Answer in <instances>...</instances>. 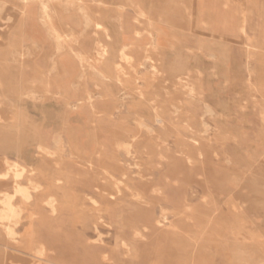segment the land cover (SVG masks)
Wrapping results in <instances>:
<instances>
[{
    "label": "rangeland",
    "instance_id": "rangeland-1",
    "mask_svg": "<svg viewBox=\"0 0 264 264\" xmlns=\"http://www.w3.org/2000/svg\"><path fill=\"white\" fill-rule=\"evenodd\" d=\"M103 1L107 18L98 20L93 2L94 13L74 47L97 56V66L107 76L84 67V75L77 77L81 67L75 57L68 48L57 56L56 40L47 31L45 38H33L42 50L20 57L12 50L23 39L22 26L12 39L0 35L2 81L22 83L25 90L8 99L6 110L24 114L23 128L33 136L20 152H0V170L5 158L38 162L37 140L53 153L49 159L59 160L62 154L77 169L63 130L70 125L83 134L89 121L105 144L113 130L122 139L136 133L140 152L132 158L119 148L128 175L118 189L104 187L103 194L113 191L109 207L102 194L76 183L77 200L62 204L48 230L38 229L30 218L34 205L24 206L15 240L0 225V258L10 256L18 264H264V0ZM68 10L77 11L76 6ZM35 75L41 79L33 86ZM45 82L49 96L42 89ZM87 91L93 94L92 104L76 103ZM3 127L8 130L7 123ZM142 138L148 141L146 150ZM135 163L151 170L146 182L139 180ZM59 178L62 197L70 186ZM49 185L55 184L43 183L45 197ZM5 190H11L10 184L0 183V193ZM14 203L21 206L18 198ZM28 231L38 232L31 250L23 242Z\"/></svg>",
    "mask_w": 264,
    "mask_h": 264
},
{
    "label": "bare ground",
    "instance_id": "bare-ground-1",
    "mask_svg": "<svg viewBox=\"0 0 264 264\" xmlns=\"http://www.w3.org/2000/svg\"><path fill=\"white\" fill-rule=\"evenodd\" d=\"M25 5L29 1H34L39 3V14L38 18L41 20L44 25L45 31L52 35L56 40V54L60 56L63 48H68L70 54L75 57L77 63L80 65L81 70L79 71L77 77H81L84 75V67L88 69H92L93 73L99 74L101 76H107L106 73L100 71L97 66V56L91 55L89 52L80 51L75 49V44L78 42L79 36L83 33V27L87 25L89 22V13H94L91 9L92 3H97V13L96 16L98 20L103 21L107 17L103 14V7L101 4H105L103 0H20ZM160 2V1H159ZM5 3V2H4ZM155 5V4H154ZM157 5V4H156ZM29 6V5H28ZM71 6H76V10L69 11ZM159 6V5H158ZM157 6V8H159ZM162 6V4H160ZM35 7V6H34ZM28 9L27 7H15L13 10L14 13H24V9ZM139 8V7H138ZM35 12V11H34ZM68 12V14L64 17L63 13ZM28 13V12H27ZM30 13V12H29ZM145 13V12H144ZM77 14H81L82 19L76 20ZM26 15V13H25ZM29 15V14H28ZM35 15V14H34ZM145 16V15H144ZM10 16H4L1 21V26L5 28V26H11V21L8 20ZM25 17V16H24ZM23 17V18H24ZM36 17V16H35ZM146 17V16H145ZM186 18V17H185ZM65 19V20H64ZM30 20V19H29ZM33 20V19H32ZM91 20V19H90ZM93 21V20H92ZM107 21V20H106ZM108 22V21H107ZM95 23V22H94ZM35 24V23H34ZM96 24V23H95ZM143 25V24H142ZM40 26V24H39ZM42 26V25H41ZM98 26V25H97ZM9 28V27H7ZM112 28V27H111ZM107 31V30H106ZM36 34V33H35ZM98 35V34H97ZM112 35V34H110ZM105 36V35H104ZM34 37V36H33ZM36 37V36H35ZM108 37V36H107ZM37 38V37H36ZM40 39V37H38ZM101 38V36H100ZM104 39V37H103ZM11 41V40H10ZM19 41V40H18ZM20 45L13 47L12 55L14 56H25L32 55L35 52L42 50L41 43L39 40L33 38H24L20 40ZM104 41V40H103ZM109 41V40H108ZM29 44H28V43ZM8 43V42H7ZM26 43V44H25ZM107 43V42H106ZM105 43V44H106ZM109 44V43H108ZM213 45V44H212ZM102 47V46H101ZM103 49V48H102ZM123 50V49H121ZM95 51V50H94ZM120 51V50H119ZM124 51V50H123ZM111 52V51H110ZM142 52V51H141ZM146 52V51H145ZM107 53V52H106ZM136 52H134L135 55ZM138 53V52H137ZM123 54V53H122ZM121 56V55H120ZM126 57V56H124ZM137 57V55H136ZM58 58V57H57ZM59 59V58H58ZM56 59L55 66L59 65V61ZM154 59V58H153ZM147 60V59H146ZM1 61V59H0ZM122 61V60H121ZM145 61V60H141ZM167 61V60H166ZM126 62V60H125ZM135 62V61H134ZM140 62V61H139ZM151 62V61H150ZM154 62V61H153ZM127 64V63H126ZM135 65V63H133ZM144 64V63H141ZM113 66V65H112ZM103 67V66H102ZM107 67V66H106ZM114 67V66H113ZM118 67V66H117ZM131 67V66H130ZM155 67V66H154ZM158 67V66H156ZM121 68V67H120ZM29 69V68H28ZM105 69V68H104ZM109 69V68H108ZM112 71V70H111ZM217 71V70H216ZM115 74L118 75V72L114 71ZM41 73V72H40ZM44 73V72H43ZM112 73V72H111ZM152 74V73H151ZM209 74V73H208ZM42 75V74H41ZM46 75V74H45ZM111 75V74H110ZM125 75V74H124ZM172 76V75H171ZM206 76V75H205ZM35 78L30 83L31 85L37 84L38 75L34 76ZM42 77V76H41ZM48 77V76H47ZM116 77V76H115ZM118 77V76H117ZM116 77V78H117ZM104 78V77H103ZM109 78V77H108ZM41 79V78H39ZM43 79V78H42ZM80 79V78H79ZM115 79V78H114ZM113 80V79H112ZM80 81V80H79ZM118 81V79H117ZM41 82V81H40ZM43 86V92L45 95L51 93L49 83H41ZM123 84V83H122ZM22 83H11L4 84L1 78L0 73V152L5 155V153L13 149L15 151H21L25 146H27L32 140L33 136L29 134L23 128V115L17 114L15 116L9 114L7 112V101L8 99H15L18 94H24L25 90L21 88ZM99 87V86H98ZM140 87V86H139ZM35 88V87H34ZM37 88V87H36ZM95 88V87H94ZM137 88V87H136ZM144 89V88H143ZM104 90V89H101ZM33 91V90H32ZM36 91V90H35ZM40 91V90H39ZM57 91V90H55ZM54 91V92H55ZM99 91V90H98ZM133 91V90H132ZM42 92V93H43ZM27 93V92H26ZM36 93V92H34ZM189 93V92H188ZM197 93V92H196ZM28 94V93H27ZM77 94V93H76ZM37 95V94H36ZM79 95V94H78ZM22 96V95H20ZM49 96V95H48ZM102 98L107 99L108 97L102 92ZM174 96V95H173ZM25 97V96H24ZM29 97V96H26ZM140 97V96H139ZM32 98V96H31ZM34 99V98H33ZM42 99V98H41ZM93 94L89 91L83 94V97L79 100H76V103L89 102L92 104ZM242 99V98H241ZM95 101V100H94ZM84 102V103H85ZM20 104V103H19ZM75 105V104H74ZM24 106V105H23ZM94 106V105H93ZM107 106V105H106ZM113 106V105H112ZM158 106V105H157ZM209 106V105H208ZM40 107V106H38ZM42 107V106H41ZM92 107V106H91ZM115 107V106H114ZM113 107V109H114ZM155 107V106H154ZM20 108V106H19ZM26 108V107H25ZM102 108V107H101ZM118 108V107H117ZM158 108V107H157ZM39 109V108H38ZM20 110V109H19ZM96 110V109H95ZM109 110V109H108ZM112 110V109H111ZM209 110V109H208ZM119 111V110H118ZM22 112V110H21ZM115 112V111H114ZM211 112V111H210ZM18 113V112H17ZM84 113V112H83ZM105 113V112H104ZM158 112H154L156 118H158ZM214 113V112H213ZM75 114V113H74ZM40 115V114H39ZM43 115V114H42ZM71 115V114H70ZM120 115V114H119ZM47 116V115H46ZM106 116V115H105ZM109 116V115H108ZM122 116V115H121ZM49 117V116H48ZM95 117V116H94ZM125 117V116H124ZM58 118V117H57ZM69 118V117H68ZM100 118V116H99ZM113 118V117H112ZM126 118V117H125ZM95 119V118H94ZM97 119V118H96ZM138 125L142 129L143 119L142 116H138ZM136 119V120H137ZM40 120V119H39ZM92 120V119H91ZM37 121V120H36ZM155 121V120H154ZM161 121V120H160ZM158 121V122H160ZM171 121V120H170ZM7 123L8 130H4L3 123ZM42 122V121H41ZM28 123V122H27ZM38 123V122H37ZM126 123V122H125ZM164 123V122H163ZM162 123V124H163ZM53 124V123H52ZM137 124V123H136ZM145 124V123H144ZM43 125V124H42ZM66 125V124H65ZM64 125V126H65ZM88 129L83 134H80L79 131L75 128H72L68 125L63 131L66 134L68 140L69 147V159L73 161L75 165L79 169L71 167L70 164H67L66 159L62 157V154H59L61 158L59 160H51L49 159L53 153H50L45 144L41 140H37L35 142V147L38 154H42L41 159L36 163H17V162H9L8 159H4L3 167L0 170V183L10 184L11 190H5L0 193V225L2 226L4 233L7 234L8 238L16 239L15 236L18 230L19 218L20 215L26 205H34V212L30 214V218L34 219L38 225V229L41 227L44 229L50 230L52 228V219H54V213H58L61 209L62 204L74 202L78 198V194L74 191V186L76 183H83V186L89 187L93 189L94 193L102 194L104 196V200L106 201V206L109 207V201L113 195L112 192H105L104 187L106 185L111 186L113 188H119V183H121L124 178H127V171L125 172L122 161L118 157V150L122 148L126 152V156L132 155V158H136L138 153L140 152L138 147H135L136 142L140 140V136L136 133H131L125 135L122 139L120 138V133H117L116 130L111 132L110 142L104 143L99 138V129L93 125L92 121L87 123ZM107 125V124H106ZM119 125V124H118ZM26 126V125H25ZM50 126V125H49ZM39 127V126H38ZM37 127V129H38ZM41 127V126H40ZM122 128V126H120ZM126 128V127H125ZM139 128V129H140ZM166 128V127H165ZM164 128V129H165ZM36 129V130H37ZM42 129V128H41ZM86 129V128H85ZM109 129V128H108ZM119 129V128H118ZM147 129V128H146ZM166 130V129H165ZM121 131V130H120ZM128 131V130H127ZM139 131V130H138ZM149 131V130H148ZM167 131V130H166ZM125 132V131H124ZM133 132V131H132ZM148 133V132H147ZM122 134V133H121ZM142 134V133H141ZM59 135V134H58ZM83 136V139L80 137ZM149 135V134H148ZM146 136V135H145ZM101 137V136H100ZM144 137V136H142ZM149 137V136H148ZM147 138V137H146ZM143 139V138H142ZM141 139V140H142ZM236 139V138H235ZM61 140V139H60ZM59 140V141H60ZM33 141V140H32ZM58 141V142H59ZM83 141V145H80V142ZM109 141V140H108ZM60 143V142H59ZM154 143V142H153ZM62 144V143H61ZM174 144V143H173ZM31 145V144H30ZM63 145V144H62ZM148 141L143 139V150L147 148ZM60 146V145H59ZM82 147V151L79 152L77 147ZM155 146V145H153ZM150 147V146H149ZM56 149V148H55ZM60 149V148H58ZM62 149V148H61ZM149 149V148H148ZM54 150V149H53ZM146 150V149H145ZM153 150V149H152ZM11 151V150H10ZM32 151V150H30ZM156 151V150H155ZM23 152V151H22ZM54 152V151H51ZM64 152V151H63ZM62 152V153H63ZM143 152V151H142ZM28 153V151H27ZM30 153V152H29ZM28 153V155H29ZM156 153V152H155ZM19 154V153H18ZM17 154V155H18ZM44 154V156H43ZM20 155V154H19ZM146 155V154H145ZM151 155L154 154L151 152ZM196 155V154H195ZM6 156V155H5ZM26 156V154L24 155ZM157 156V154L155 155ZM4 157V156H2ZM158 157V156H157ZM39 158V157H37ZM146 158V157H145ZM27 159V158H26ZM167 159V158H166ZM202 159V158H201ZM256 159V158H255ZM29 160V159H28ZM68 160V159H67ZM32 161V160H31ZM69 161V160H68ZM147 161V160H146ZM151 161V160H150ZM21 162V161H20ZM193 162V161H192ZM2 164V163H1ZM137 167L138 163H135ZM141 166V165H140ZM139 166L137 173L139 174V180L146 182L149 177L150 169H141ZM154 166V165H153ZM172 166V165H171ZM254 166V165H253ZM1 168V166H0ZM208 168V167H207ZM248 168V167H247ZM211 174V173H210ZM59 176H63L64 179L67 180L70 188L69 191L66 192L62 197L59 196V189L61 188V179ZM148 176V177H147ZM210 176V175H209ZM165 177V176H163ZM166 179V178H165ZM134 180V179H133ZM210 180V179H209ZM212 180V179H211ZM47 182L48 184H55L54 186H47L49 189V194L45 197L43 196V191L45 188L43 187V183ZM137 182H139L137 180ZM142 183V182H141ZM140 183V184H141ZM122 185V184H121ZM124 185V184H123ZM183 186V185H182ZM81 187V186H80ZM184 187V186H183ZM77 188V187H75ZM137 188V187H136ZM112 189V188H111ZM128 189V188H127ZM130 189V188H129ZM109 190V189H108ZM138 190V189H137ZM48 191V190H47ZM118 191V190H117ZM131 191V190H130ZM134 192V191H133ZM34 193V195H33ZM138 193V192H137ZM145 193V192H144ZM81 194V193H80ZM117 194V193H116ZM135 194V193H134ZM133 194V195H134ZM34 196L37 198L35 201ZM87 196V195H86ZM141 196V195H140ZM90 197V196H88ZM146 197V196H145ZM18 198L20 200L21 206L15 205V200ZM132 198V197H131ZM136 197L135 199H137ZM142 198V197H141ZM90 200L97 204L98 202L90 197ZM139 200V198H138ZM102 201V200H101ZM137 201V200H136ZM141 201V200H140ZM139 201V202H140ZM145 201V200H144ZM257 200H255L256 202ZM261 201V200H260ZM257 201V202H260ZM141 203V202H140ZM254 203V201H253ZM145 204V203H144ZM155 204V203H154ZM242 204V203H241ZM205 205V204H204ZM253 205V204H252ZM251 205V206H252ZM200 206V205H199ZM203 206V204H202ZM137 207V206H136ZM143 207V206H142ZM200 208V207H199ZM41 209V210H40ZM139 209V208H138ZM164 209V208H163ZM253 210L255 208H252ZM264 209V208H263ZM201 210V209H200ZM235 210V209H234ZM44 211V212H42ZM136 212V211H135ZM180 212V211H179ZM261 212V211H260ZM61 213V212H60ZM139 213V212H138ZM141 213V212H140ZM205 213V212H204ZM209 213V212H208ZM264 213V212H262ZM206 215V213H205ZM208 215V214H207ZM206 215V216H207ZM165 216V215H164ZM183 216V215H182ZM204 216V215H203ZM213 216V215H212ZM101 215H97V218H101ZM211 217V216H210ZM216 217V216H215ZM180 218V216H179ZM178 218V219H179ZM187 218L184 216V219ZM103 219V218H102ZM213 219V218H212ZM211 219V221H212ZM79 218L75 217V223L79 222ZM192 220V219H191ZM194 220V219H193ZM206 220V219H205ZM156 221V220H155ZM167 221V220H166ZM195 221V220H194ZM165 222V221H164ZM186 222V221H185ZM206 222V221H205ZM212 221L211 223H213ZM102 223V222H101ZM105 223V222H104ZM110 223V222H109ZM127 223V222H126ZM131 223V222H130ZM132 223L133 220H132ZM192 223V222H191ZM198 223H201L198 221ZM106 224V223H105ZM135 224V223H134ZM157 223H155L156 225ZM183 224V223H182ZM197 224V223H196ZM203 224V223H202ZM111 225V224H110ZM192 225V224H191ZM205 225V224H204ZM109 226V225H108ZM140 226V224H139ZM138 226V227H139ZM132 227V226H131ZM182 227V225H181ZM189 227V226H188ZM144 228V225H143ZM186 228V227H185ZM37 229V230H38ZM131 229V228H130ZM176 229V228H175ZM189 229V228H188ZM195 229V228H194ZM29 230V229H27ZM31 230V229H30ZM147 230V229H146ZM58 231V230H56ZM144 231V230H143ZM150 232V230H147ZM168 232V230H166ZM165 231V232H166ZM171 231V230H170ZM176 231V230H175ZM174 231V232H175ZM183 231V230H182ZM187 231V230H186ZM53 232V231H52ZM59 232V231H58ZM58 232H54L52 234V238L55 240L58 239ZM137 232V231H136ZM165 232H163L165 234ZM172 232V231H171ZM172 232V234H174ZM179 232V231H178ZM188 232V231H187ZM207 232V231H206ZM133 234V232H131ZM184 233V232H183ZM186 233V232H185ZM184 233V235H185ZM193 233V232H192ZM38 232L28 231L23 236V242L26 246V249L31 250L30 246L33 242H37ZM141 234V233H140ZM168 234V233H167ZM176 234V232H175ZM169 235V234H168ZM182 235L181 237H183ZM188 235V234H187ZM186 235V236H187ZM163 236V235H162ZM161 236V237H162ZM170 236V235H169ZM172 236V235H171ZM185 236V237H186ZM6 237V236H5ZM143 238V237H142ZM173 238V237H172ZM184 238V237H183ZM7 239V237H6ZM60 239V237H59ZM67 239V238H66ZM144 239V238H143ZM188 239V238H187ZM210 239V238H209ZM207 240V239H206ZM164 241V240H162ZM22 242V241H21ZM87 243V242H86ZM164 243V242H163ZM167 243V242H166ZM172 243V241H171ZM176 243V242H175ZM22 244V243H21ZM41 244V243H40ZM37 244V245H40ZM59 245L58 240L55 243ZM68 244V243H67ZM181 244V243H180ZM23 245V244H22ZM36 245V244H35ZM42 245V244H41ZM166 245V244H165ZM164 245V246H165ZM168 245V244H167ZM171 245V244H169ZM177 245V244H176ZM45 246V245H44ZM162 246V245H161ZM172 246V245H171ZM24 247V246H23ZM71 247V246H70ZM169 247V246H168ZM175 247V246H174ZM34 248V247H33ZM38 248V247H37ZM42 248V247H41ZM159 248V246H158ZM47 249V248H46ZM69 249V248H68ZM165 249V247L163 248ZM174 249V248H173ZM172 249V250H173ZM194 249V247H193ZM70 250V249H69ZM72 250V249H71ZM153 250V249H152ZM160 250V249H159ZM167 250V249H166ZM188 250V249H187ZM164 251V250H163ZM181 251V250H180ZM214 251V250H213ZM72 252V251H71ZM186 252V251H185ZM184 252V253H185ZM37 253V252H36ZM41 253V252H39ZM68 253V252H67ZM73 253V252H72ZM165 253V252H164ZM172 253V251H170ZM70 254V252H69ZM75 254V252H74ZM159 254V253H158ZM173 254V253H172ZM176 254V253H175ZM182 254V253H181ZM261 254V253H260ZM36 255V254H35ZM174 255V254H173ZM34 256V255H33ZM32 256V257H33ZM41 256V255H39ZM12 257V256H11ZM15 256H13L14 258ZM31 257V258H32ZM54 257V256H53ZM71 257V256H70ZM156 257V256H155ZM178 257V256H177ZM186 257V256H185ZM11 258V259H13ZM10 259V256L9 258ZM4 260L0 258V264H18L14 261ZM15 259V258H14ZM164 259V258H162ZM161 259V260H162ZM198 259V258H197ZM40 261V260H39ZM36 262V261H35ZM42 262V261H41ZM81 263V261H79ZM141 262V261H140ZM147 262V261H146ZM175 262V261H172ZM192 262V261H191ZM217 262V261H215ZM114 263V262H113ZM154 263V261H153ZM160 263V262H159ZM207 263V262H205ZM233 263V262H232ZM158 264V263H157ZM177 264V263H176ZM213 264V263H212Z\"/></svg>",
    "mask_w": 264,
    "mask_h": 264
},
{
    "label": "crops",
    "instance_id": "crops-1",
    "mask_svg": "<svg viewBox=\"0 0 264 264\" xmlns=\"http://www.w3.org/2000/svg\"><path fill=\"white\" fill-rule=\"evenodd\" d=\"M22 6H25L28 9L25 8L24 13H14L13 14V10L15 7H22ZM66 13L68 14V12L63 13L64 17L67 15ZM38 14H39V3L38 2L29 1L25 5L24 3L20 2V0H0V27H1V21L5 15L10 16L8 17V20H10L11 21L10 23L12 24V26L9 29L3 30L0 28L1 38L2 37L8 38V39L14 38L16 36L15 34H17L18 32L19 27L21 26L23 28V32L25 33L23 35L24 38H36V37L45 38L46 31H45L44 25L42 24L41 20H39L38 18Z\"/></svg>",
    "mask_w": 264,
    "mask_h": 264
}]
</instances>
